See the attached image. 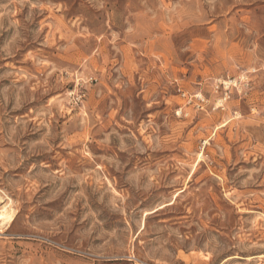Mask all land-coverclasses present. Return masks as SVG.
<instances>
[{
  "label": "rangeland",
  "instance_id": "374dc122",
  "mask_svg": "<svg viewBox=\"0 0 264 264\" xmlns=\"http://www.w3.org/2000/svg\"><path fill=\"white\" fill-rule=\"evenodd\" d=\"M3 209L0 264H264V0H0Z\"/></svg>",
  "mask_w": 264,
  "mask_h": 264
},
{
  "label": "bare ground",
  "instance_id": "6f19581e",
  "mask_svg": "<svg viewBox=\"0 0 264 264\" xmlns=\"http://www.w3.org/2000/svg\"><path fill=\"white\" fill-rule=\"evenodd\" d=\"M201 157H203V155L202 154H200V158ZM9 211V210H8ZM3 221V222H5V221H11L12 220V215L10 214V212L8 213L7 212V210L6 209H3V210H1V212H0V221Z\"/></svg>",
  "mask_w": 264,
  "mask_h": 264
}]
</instances>
